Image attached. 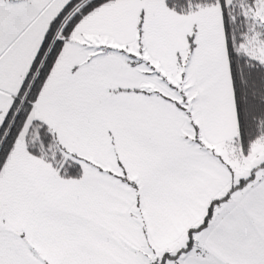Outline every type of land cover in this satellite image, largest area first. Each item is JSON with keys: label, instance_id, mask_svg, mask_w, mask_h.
I'll list each match as a JSON object with an SVG mask.
<instances>
[{"label": "snow or ice", "instance_id": "1", "mask_svg": "<svg viewBox=\"0 0 264 264\" xmlns=\"http://www.w3.org/2000/svg\"><path fill=\"white\" fill-rule=\"evenodd\" d=\"M0 264H264V0H0Z\"/></svg>", "mask_w": 264, "mask_h": 264}]
</instances>
